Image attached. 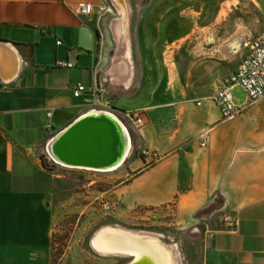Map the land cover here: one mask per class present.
<instances>
[{
	"label": "crops",
	"instance_id": "crops-1",
	"mask_svg": "<svg viewBox=\"0 0 264 264\" xmlns=\"http://www.w3.org/2000/svg\"><path fill=\"white\" fill-rule=\"evenodd\" d=\"M97 1L0 0V44L12 48L18 60L12 76L0 71V264L52 259L50 194L14 188L16 152L46 145L105 101L119 110H139L144 124L134 129L140 152L157 153L155 159L135 157L130 168L138 170L115 185L117 212L172 206L181 222L211 223L206 264H264V99L228 119L212 100L214 92L199 98L147 91L141 102L110 95L98 102L94 81L108 93L126 92L128 79H121L129 77V68L127 56L107 68L110 37L95 14L78 13L80 5ZM77 82L87 86L79 96L73 94ZM49 120L53 133L46 129Z\"/></svg>",
	"mask_w": 264,
	"mask_h": 264
},
{
	"label": "rangeland",
	"instance_id": "rangeland-1",
	"mask_svg": "<svg viewBox=\"0 0 264 264\" xmlns=\"http://www.w3.org/2000/svg\"><path fill=\"white\" fill-rule=\"evenodd\" d=\"M122 3L98 0L93 13L96 17L102 13L101 19L97 18L98 27L111 40L107 68L118 58L128 57L129 77L126 74L121 79H128V91L108 93L103 86L105 96L112 99L133 96L141 102L147 91L210 97L222 78L248 53L249 41L264 31V0H123ZM117 85L123 87L122 82ZM232 94L236 104L245 101L242 88ZM117 115L123 118L121 113ZM126 124L131 148L124 163L113 170L53 163L47 158L44 143L37 144L29 153L16 152L14 188L50 194L51 264L129 263L132 255L104 253L95 247V236L106 227L157 237L170 253L172 264H206L211 255L206 232L212 226L209 221L181 222L172 206L140 209L125 216L117 212L112 190L138 170L130 167L135 157L142 155L135 125Z\"/></svg>",
	"mask_w": 264,
	"mask_h": 264
},
{
	"label": "water",
	"instance_id": "water-1",
	"mask_svg": "<svg viewBox=\"0 0 264 264\" xmlns=\"http://www.w3.org/2000/svg\"><path fill=\"white\" fill-rule=\"evenodd\" d=\"M129 140L113 114L94 110L56 133L46 150L55 162L66 167L107 170L124 162Z\"/></svg>",
	"mask_w": 264,
	"mask_h": 264
},
{
	"label": "built area",
	"instance_id": "built-area-1",
	"mask_svg": "<svg viewBox=\"0 0 264 264\" xmlns=\"http://www.w3.org/2000/svg\"><path fill=\"white\" fill-rule=\"evenodd\" d=\"M78 13L91 15L94 13V5L92 3H84L78 7ZM98 15L100 20L102 13ZM248 46V53L241 60L235 70L224 77L221 86L217 88L211 96L212 100L219 107L222 117L226 119L241 113L246 106L264 99V31L251 39L248 43ZM58 64L60 66H69L68 63L62 61H60ZM235 86H240L245 92L246 100L242 105H237L233 100L232 90ZM92 88L96 93V99L99 102L101 98L105 96V88L97 80L94 81ZM86 89V85L81 82H77L73 86V94L75 96H79ZM102 105L103 108L101 110L113 114L118 119L126 131L129 139L130 135L126 123L132 122L136 127H140L144 124V120L137 109L119 110L111 105L109 101H105V103H102ZM118 113L122 114L123 120L118 117ZM52 115V110L47 111L48 118H51ZM46 129L53 133L54 127L50 120L46 124ZM55 134H53L48 139V141H50ZM201 145H205L204 138L201 141ZM141 154L151 159H155L157 157L156 151L149 148H143L141 150ZM47 158L53 163L59 164L55 162L49 154Z\"/></svg>",
	"mask_w": 264,
	"mask_h": 264
},
{
	"label": "bare ground",
	"instance_id": "bare-ground-1",
	"mask_svg": "<svg viewBox=\"0 0 264 264\" xmlns=\"http://www.w3.org/2000/svg\"><path fill=\"white\" fill-rule=\"evenodd\" d=\"M116 1L118 3L123 2V0ZM119 25H121V23ZM0 51H4L3 56H0V69H2L5 75L12 76L18 68L16 54L12 48L1 44ZM130 148L131 141L129 140L128 153ZM116 168L118 167L107 170ZM93 243L99 251L104 253L119 252L132 255L133 259L127 264H172L170 253L161 244L160 240L155 236L142 232H132L123 228L106 227L99 231Z\"/></svg>",
	"mask_w": 264,
	"mask_h": 264
},
{
	"label": "trees",
	"instance_id": "trees-1",
	"mask_svg": "<svg viewBox=\"0 0 264 264\" xmlns=\"http://www.w3.org/2000/svg\"><path fill=\"white\" fill-rule=\"evenodd\" d=\"M97 37H98V40L100 41L101 34H100L99 29H97ZM99 45H100V44L98 43V46H99ZM44 164H46L45 161H44ZM52 234H53V233H52ZM51 244H52V246H53V239H52V237H51Z\"/></svg>",
	"mask_w": 264,
	"mask_h": 264
}]
</instances>
